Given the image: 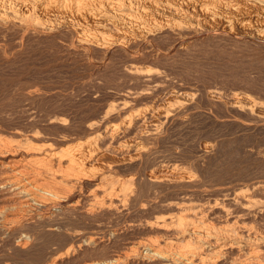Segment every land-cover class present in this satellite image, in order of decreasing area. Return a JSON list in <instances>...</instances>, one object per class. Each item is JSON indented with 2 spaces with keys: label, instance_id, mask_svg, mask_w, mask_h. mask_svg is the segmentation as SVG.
Here are the masks:
<instances>
[{
  "label": "bare ground",
  "instance_id": "bare-ground-1",
  "mask_svg": "<svg viewBox=\"0 0 264 264\" xmlns=\"http://www.w3.org/2000/svg\"><path fill=\"white\" fill-rule=\"evenodd\" d=\"M13 26L71 31L106 64L114 53L125 59L77 127L55 113L44 123L61 128L60 136L0 130V247L26 256L20 264H264V183H219L196 194L204 183L199 163L217 143L193 144L197 160L175 141L164 146L165 131L186 125L198 103L158 72L164 55L151 46L170 34L264 50V0H0V29ZM206 99L242 117L231 120L240 129L264 131V106L247 95L211 91Z\"/></svg>",
  "mask_w": 264,
  "mask_h": 264
},
{
  "label": "rangeland",
  "instance_id": "rangeland-1",
  "mask_svg": "<svg viewBox=\"0 0 264 264\" xmlns=\"http://www.w3.org/2000/svg\"><path fill=\"white\" fill-rule=\"evenodd\" d=\"M5 28L0 29H3L0 32V130L3 131L12 128L38 129L50 136H60L59 131L62 132V129L57 126L46 127L45 119L52 114L62 113L76 126L82 118L94 113L103 99V93L100 95V92L105 91L100 87L106 81L116 80H113L114 70L125 59L119 53H114L115 57L112 56L110 61L108 59L106 64L102 53L84 49L75 41V34L71 31L59 35L58 31L45 34L38 28L24 33L15 26ZM57 36L58 39H55ZM185 37L178 42L172 35L164 34L151 44L154 52L164 55L158 63V72L172 85H182L186 90L189 88L193 91L198 103V110L196 108L188 116L186 125H172L167 129L168 132L165 131L163 136H168V139L164 146L175 141L183 147L186 156L190 154L191 159L197 160L193 144L204 138L217 143V149L208 161L199 163L203 169L204 183L196 194L201 193L203 197L206 191L219 183L229 186L244 182L264 183V156L256 159L248 153L249 148L264 150V131L254 125L248 130L240 129L231 120L234 117L243 120L242 117L228 113L223 106L210 104L206 99L207 92L211 91H218L224 97L231 92H240L264 106V50L254 44H241L221 37L211 39L199 36L195 40L190 39V36ZM178 47L183 48L182 52L174 51ZM107 68L112 69V72ZM96 95L98 103L91 100ZM105 223L103 219L101 224ZM121 239L115 242L112 251L121 245ZM1 247L0 262L8 259L7 262L15 264L22 259L19 260L18 256L23 259L26 257L14 254L15 251L9 246Z\"/></svg>",
  "mask_w": 264,
  "mask_h": 264
}]
</instances>
